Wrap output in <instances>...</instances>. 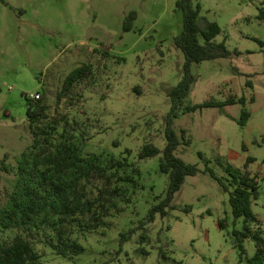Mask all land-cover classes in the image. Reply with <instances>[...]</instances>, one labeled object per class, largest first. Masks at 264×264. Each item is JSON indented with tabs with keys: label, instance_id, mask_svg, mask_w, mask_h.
I'll return each mask as SVG.
<instances>
[{
	"label": "rangeland",
	"instance_id": "1",
	"mask_svg": "<svg viewBox=\"0 0 264 264\" xmlns=\"http://www.w3.org/2000/svg\"><path fill=\"white\" fill-rule=\"evenodd\" d=\"M0 2V203L20 196L25 183L43 184L45 164H54L64 150L62 127L49 128L33 147L34 134L26 116V100L40 93L53 119L67 116L78 130V170L90 195L103 186L122 187L117 209L107 226L77 234L84 252L63 257L47 244L50 232L39 223L8 232L27 235L41 255L40 264H248L255 246L247 241L241 260L230 233L235 218L229 193L204 170L232 180L227 164L248 170L258 178L260 197L254 206L264 234V0H195L200 18L217 22L227 58L195 63L196 77L181 108L174 129L182 144L176 154L197 164L200 172L188 176L175 194L168 214L145 224L150 208L166 197L169 175L161 172L158 157L139 160L147 142L161 150L171 111V90L182 80L185 55L176 44L184 29V15L177 0H6ZM136 12L131 31H124L126 17ZM91 64L93 76L76 87L69 97L58 100L68 74L82 64ZM251 80L253 88L247 86ZM246 96L252 116L246 126L238 120L243 105L186 111L187 105L229 95ZM252 96L255 101L250 103ZM30 153L25 175L17 171L18 160ZM41 153L40 157L38 154ZM52 154V163L46 158ZM114 157L130 166L108 171L109 183L96 165L105 166ZM38 166H35L37 162ZM4 166L9 170L4 168ZM133 165V166H132ZM132 168L138 172L132 173ZM76 170V169H74ZM132 173L135 180L120 182L118 174ZM189 208V210H185ZM226 229L219 227L221 220ZM241 220L237 228L241 227ZM48 232V233H47ZM131 232V233H130ZM144 234L147 241H142ZM127 236V240L123 237ZM141 249H146L142 251ZM166 253L163 258L160 252Z\"/></svg>",
	"mask_w": 264,
	"mask_h": 264
},
{
	"label": "trees",
	"instance_id": "2",
	"mask_svg": "<svg viewBox=\"0 0 264 264\" xmlns=\"http://www.w3.org/2000/svg\"><path fill=\"white\" fill-rule=\"evenodd\" d=\"M195 0H177L176 6L183 12L184 29L176 38L177 46L185 55V72L182 80L170 92L172 100L171 111L168 115L165 139L166 144L163 150L152 142L143 145L138 154L139 160H146L160 156L159 167L161 172L169 175V185L166 197L160 203L153 205L146 217L145 224L153 223L158 214L165 217L167 208L172 207V201L175 194L182 188L188 176H195L200 172L197 164L185 162L177 156L176 150L182 144L181 138L174 129V120L179 118L181 108L183 107L196 77L192 73V65L217 58H227L231 52L227 49L225 42H216L215 39L221 35L222 28L215 22L207 18H200V8L195 6ZM8 5L6 0H0ZM137 15L131 12L125 19L124 31H131L133 22ZM260 17H264V8L261 9ZM262 46L264 43L260 42ZM94 74L91 64H82L72 70L65 79L61 92L58 94V100L65 99L75 92L79 83L90 79ZM247 86L253 88L251 80L247 81ZM255 101L252 96L250 103ZM247 97L229 95L223 100L210 98L203 103L187 105L186 111H196L203 108H223L235 104L243 105L241 116L238 120L239 125L246 126L252 116L251 111L246 107ZM26 116L32 133L34 134L33 147L40 146L41 137L48 134V129L60 126L66 135V144L64 150L56 155L55 163H52V154L46 158L52 164H45L46 169L41 172L43 184L33 186L31 183H25V189L20 196L10 195L11 203H0V264H40L41 255L35 249L33 241L22 233H17L10 238L8 232L29 225H38L41 223L51 236L46 235L47 244L56 254L73 258L84 252V246L80 242L79 234L94 232L101 227L107 226V218L111 216V211L117 209V200L122 198L129 202L130 199L122 197L124 190L122 187L109 188L108 185L98 190L96 196L90 195L85 185L80 186V182L87 175L83 174L81 168L78 170V162L82 161L76 145L75 132L78 130L77 122H70L67 116L62 115L60 119L49 115V107L41 98L26 100ZM28 151L21 154L18 160L17 171L20 175H25L26 168L29 165ZM41 153L38 154L40 157ZM35 166H38L36 158ZM255 159L248 157L245 170L235 168L227 164L226 171L232 177V180H225L219 177L212 169L207 167L204 172L210 173L221 187L229 193V201L232 213L235 218L234 228L230 233L233 245L240 250L241 260L247 255V241L255 246V253L247 258L248 264H264V234L261 228V219L254 211V206L260 197V186L258 178L248 170L249 164ZM126 160H119L111 157L105 166L96 165L101 172V177L109 183L111 176L108 171L113 169H125L130 166ZM4 166V163H3ZM133 166V165H132ZM5 169H7L4 166ZM76 169V170H74ZM7 171H9L7 169ZM138 172L132 168V173ZM118 170L113 173L117 174ZM132 173H126V176L118 174L117 179L121 182H132L135 180ZM189 210V208H185ZM241 220L240 228H237V222ZM228 222L224 219L219 222L221 229L228 227ZM48 233V232H47ZM131 233V232H130ZM78 234V235H77ZM127 236L123 240H127ZM148 235L144 234L142 241H147ZM143 252L147 250L141 249ZM161 257L168 258L166 253L160 252ZM160 264V263H158ZM178 264H182L179 262Z\"/></svg>",
	"mask_w": 264,
	"mask_h": 264
},
{
	"label": "built area",
	"instance_id": "3",
	"mask_svg": "<svg viewBox=\"0 0 264 264\" xmlns=\"http://www.w3.org/2000/svg\"><path fill=\"white\" fill-rule=\"evenodd\" d=\"M29 98H30V99H38V98H40V93L31 94V95L29 96Z\"/></svg>",
	"mask_w": 264,
	"mask_h": 264
}]
</instances>
